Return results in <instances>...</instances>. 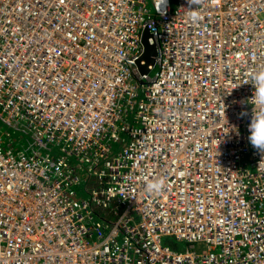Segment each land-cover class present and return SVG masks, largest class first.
Listing matches in <instances>:
<instances>
[{
  "label": "built area",
  "instance_id": "obj_1",
  "mask_svg": "<svg viewBox=\"0 0 264 264\" xmlns=\"http://www.w3.org/2000/svg\"><path fill=\"white\" fill-rule=\"evenodd\" d=\"M148 1L0 0V264H264V0Z\"/></svg>",
  "mask_w": 264,
  "mask_h": 264
},
{
  "label": "clouds",
  "instance_id": "obj_2",
  "mask_svg": "<svg viewBox=\"0 0 264 264\" xmlns=\"http://www.w3.org/2000/svg\"><path fill=\"white\" fill-rule=\"evenodd\" d=\"M201 3L202 0H186L187 6L185 8L189 10L190 18L193 23L198 22L202 18L198 11ZM155 4L157 12L166 16L168 0H155ZM253 84L256 91L251 102L259 107L260 111L257 112L256 108L253 109V117L249 125V141L261 154H264V70L253 75ZM164 188L165 180L161 178L149 181L146 186V191L149 193H160Z\"/></svg>",
  "mask_w": 264,
  "mask_h": 264
},
{
  "label": "rangeland",
  "instance_id": "obj_3",
  "mask_svg": "<svg viewBox=\"0 0 264 264\" xmlns=\"http://www.w3.org/2000/svg\"><path fill=\"white\" fill-rule=\"evenodd\" d=\"M170 1H171V5L173 7H176V5H177L176 0H170ZM147 2L149 4V8H150V3L148 0H147ZM141 5L142 4L139 3L137 5V7L140 8ZM139 102H140V100L136 99V98H132V99L127 98L126 99L127 104L136 106L135 112L138 109ZM135 112L132 115H130L127 119V122L131 127L137 126V123H136L137 115ZM0 128L2 129L4 136H7L8 133L10 134L11 139L13 140V142H15L14 148L21 149L22 147H26L29 144V142L27 141L28 136H26L22 132L15 131L13 128H11L7 124L3 123L1 121V119H0ZM119 135L121 136L120 138H125L124 139L125 142H128V135H125L124 132H120ZM8 141H9V138L7 137L6 143H8ZM113 144H114V148L116 149L117 152H119L121 150V148H123V146L125 145L123 140L118 141V142L113 143ZM244 160H249V157L247 156ZM75 162H76V164H78V174L81 178V183L79 185H77L76 188L79 190V196L81 197V199H87L89 197V194L85 190V181H86L88 175L86 174V172L84 170L81 169L80 162L78 160H75ZM177 246H178V244H177ZM208 249L214 250L211 247H209Z\"/></svg>",
  "mask_w": 264,
  "mask_h": 264
},
{
  "label": "water",
  "instance_id": "obj_4",
  "mask_svg": "<svg viewBox=\"0 0 264 264\" xmlns=\"http://www.w3.org/2000/svg\"><path fill=\"white\" fill-rule=\"evenodd\" d=\"M150 33L147 31L144 36H143V43H144V58L147 60L148 64L150 62H153V61H150L148 60L152 55L155 56L157 54V51H156V48L155 46H152L148 43V38L150 37Z\"/></svg>",
  "mask_w": 264,
  "mask_h": 264
}]
</instances>
